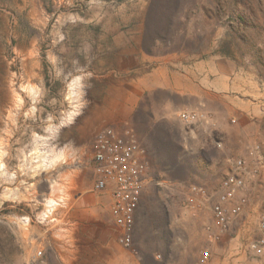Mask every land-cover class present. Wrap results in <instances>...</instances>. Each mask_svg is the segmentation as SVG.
Listing matches in <instances>:
<instances>
[{
    "label": "rangeland",
    "instance_id": "rangeland-1",
    "mask_svg": "<svg viewBox=\"0 0 264 264\" xmlns=\"http://www.w3.org/2000/svg\"><path fill=\"white\" fill-rule=\"evenodd\" d=\"M150 2L0 0V264H23L37 248L48 264H113L114 254L170 248L178 222L194 217L188 186L213 200L253 144L261 166L245 174L250 209L235 246L250 254L243 264H264L245 248L264 214V108L241 143L179 120L183 108H216V94L201 103L149 87L170 74L185 80L191 66L186 81L213 92L210 66L225 58L264 94V0H172L171 20L160 9L148 25ZM105 124L130 128L148 161L127 248L103 205L82 201L102 193L92 189L90 141Z\"/></svg>",
    "mask_w": 264,
    "mask_h": 264
},
{
    "label": "built area",
    "instance_id": "built-area-1",
    "mask_svg": "<svg viewBox=\"0 0 264 264\" xmlns=\"http://www.w3.org/2000/svg\"><path fill=\"white\" fill-rule=\"evenodd\" d=\"M179 120L186 126L205 122L208 114L199 109L183 108ZM219 143V142H218ZM92 189L110 195V218L117 231L118 241L124 247L132 242L134 214L145 185L148 161L144 148L130 128H118L114 124L99 127L90 141ZM246 160L252 164L246 169ZM261 166L260 149L253 144L247 149L246 158L236 160L234 170L220 182L213 200L200 184L188 186L185 204L190 215L195 216L206 201L210 202L211 226L216 233H209L213 241H220L232 225L246 214L249 206L245 174L255 176ZM211 230L210 226H207ZM258 234L246 243L245 248L255 257L264 260V214L257 217ZM208 248H201L197 258L189 264H207ZM23 264H48L43 250L37 248Z\"/></svg>",
    "mask_w": 264,
    "mask_h": 264
},
{
    "label": "crops",
    "instance_id": "crops-1",
    "mask_svg": "<svg viewBox=\"0 0 264 264\" xmlns=\"http://www.w3.org/2000/svg\"><path fill=\"white\" fill-rule=\"evenodd\" d=\"M197 66L202 68L204 64L199 62ZM210 67L209 70L216 73L211 83L213 92L198 87L194 88L190 81H186L187 74L192 71L191 66L184 67L185 80L172 79L170 74V78H154L152 86L149 87L154 88L161 95L168 93L170 97L195 95L200 98L201 103H203V98L208 97L209 92L216 94L220 106L218 105L216 108L204 107L203 111L208 114V119L201 122V125L207 134L211 130H215L226 134L228 140L235 138L243 143L248 139L250 125L255 118L262 114L264 94L260 92L254 78L246 71L236 70L230 60L221 58L217 65L214 64ZM202 80L205 81V78ZM225 113L235 120L232 128L236 134L233 136V131H230L226 126ZM82 201H88L90 209H95L98 204L103 205L101 207L103 217L108 218L109 216L110 218V195L108 192L82 198ZM208 203L206 201L203 205V209L205 208L203 217L195 215L194 217H185L178 222L181 233L172 239L170 248L134 250L131 256L126 253L114 254L112 257L116 258L117 256V258L115 261L113 260V264H189L197 258L201 248H208L210 251L207 264H243L248 253L235 246L241 230L240 221L237 222V220L236 225H233L221 237L220 241L211 240L209 233H216V229L211 226V210ZM207 226H210L211 230H208Z\"/></svg>",
    "mask_w": 264,
    "mask_h": 264
},
{
    "label": "trees",
    "instance_id": "trees-1",
    "mask_svg": "<svg viewBox=\"0 0 264 264\" xmlns=\"http://www.w3.org/2000/svg\"><path fill=\"white\" fill-rule=\"evenodd\" d=\"M172 0H165L164 2H159L158 0H151L150 5L148 7V25H153V23L155 22L156 19H158V13L156 14L155 11H159L160 9H162V11H164V17H166L168 20H171L172 16V12L174 5H172ZM161 3V4H160ZM167 11V12H166ZM164 24H162L161 27H163Z\"/></svg>",
    "mask_w": 264,
    "mask_h": 264
},
{
    "label": "bare ground",
    "instance_id": "bare-ground-1",
    "mask_svg": "<svg viewBox=\"0 0 264 264\" xmlns=\"http://www.w3.org/2000/svg\"><path fill=\"white\" fill-rule=\"evenodd\" d=\"M47 202L49 203V204H52V203H54V201L53 200H47Z\"/></svg>",
    "mask_w": 264,
    "mask_h": 264
}]
</instances>
